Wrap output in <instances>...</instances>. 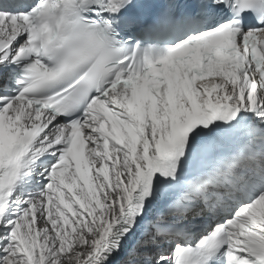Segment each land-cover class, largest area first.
I'll use <instances>...</instances> for the list:
<instances>
[{
  "label": "snow or ice",
  "instance_id": "snow-or-ice-1",
  "mask_svg": "<svg viewBox=\"0 0 264 264\" xmlns=\"http://www.w3.org/2000/svg\"><path fill=\"white\" fill-rule=\"evenodd\" d=\"M0 264H264V0H0Z\"/></svg>",
  "mask_w": 264,
  "mask_h": 264
}]
</instances>
